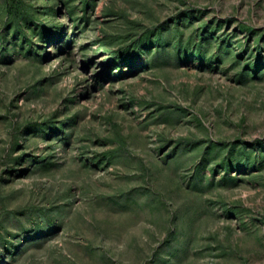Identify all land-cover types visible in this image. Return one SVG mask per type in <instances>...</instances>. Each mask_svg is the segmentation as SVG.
<instances>
[{
    "label": "rangeland",
    "instance_id": "obj_1",
    "mask_svg": "<svg viewBox=\"0 0 264 264\" xmlns=\"http://www.w3.org/2000/svg\"><path fill=\"white\" fill-rule=\"evenodd\" d=\"M0 264H264V0H0Z\"/></svg>",
    "mask_w": 264,
    "mask_h": 264
}]
</instances>
